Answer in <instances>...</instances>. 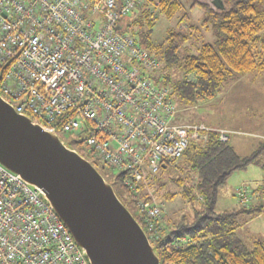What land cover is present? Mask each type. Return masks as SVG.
Instances as JSON below:
<instances>
[{
    "label": "built area",
    "instance_id": "built-area-1",
    "mask_svg": "<svg viewBox=\"0 0 264 264\" xmlns=\"http://www.w3.org/2000/svg\"><path fill=\"white\" fill-rule=\"evenodd\" d=\"M158 1L0 0L2 100L49 133L77 137L82 150L72 149L119 171L133 194L210 130L175 121L171 88L148 76L159 58L126 30L127 17ZM236 197L250 207L246 187ZM138 206L152 239L164 211ZM0 264H92L43 189L1 163Z\"/></svg>",
    "mask_w": 264,
    "mask_h": 264
},
{
    "label": "trees",
    "instance_id": "trees-1",
    "mask_svg": "<svg viewBox=\"0 0 264 264\" xmlns=\"http://www.w3.org/2000/svg\"><path fill=\"white\" fill-rule=\"evenodd\" d=\"M182 7L180 0L145 2L124 20L126 30L161 62L159 69L148 73L155 85L170 87L172 97L194 104L214 97L227 81L264 71V0H195L191 8L203 9L202 22L191 25L189 33L169 29L164 40L154 41L159 17L173 19ZM185 19L188 14L181 17ZM200 29L212 30L215 43L203 42L197 54L180 56L190 35ZM173 69L183 71L185 78L173 81ZM203 133L206 140L193 141L178 167L170 164L169 170L170 165L165 164L158 173L148 174L139 194L123 184V174L113 179L115 192L147 232L145 213L138 207L140 198L150 205L169 183L179 187L180 192L167 191L162 196L173 200L181 194L190 209L173 221L165 218V226L164 213L157 234L152 239L149 236L160 264H264V242L256 241L248 247L236 231L241 215L264 213V207L240 205L238 210L217 211L220 188L234 172L246 169L258 158L264 143L252 155L242 156L229 138L221 140L219 128ZM92 163L100 173L105 171L98 161Z\"/></svg>",
    "mask_w": 264,
    "mask_h": 264
},
{
    "label": "water",
    "instance_id": "water-1",
    "mask_svg": "<svg viewBox=\"0 0 264 264\" xmlns=\"http://www.w3.org/2000/svg\"><path fill=\"white\" fill-rule=\"evenodd\" d=\"M0 163L43 189L92 264H160L145 230L96 166L1 97Z\"/></svg>",
    "mask_w": 264,
    "mask_h": 264
},
{
    "label": "rangeland",
    "instance_id": "rangeland-1",
    "mask_svg": "<svg viewBox=\"0 0 264 264\" xmlns=\"http://www.w3.org/2000/svg\"><path fill=\"white\" fill-rule=\"evenodd\" d=\"M180 1L183 7L173 19H167L165 16L159 17L153 31L152 38L154 41L160 42L164 40L169 29L189 33L191 25L196 26L202 22L204 18L203 9L199 7L191 8L195 0ZM184 14H188V19L181 20ZM262 33L264 34V31ZM215 41L216 36L212 30L206 31L205 29H200L190 35L189 42L181 49L179 54L180 56L197 54L198 48L203 42L215 43ZM172 73L173 81L175 82L184 79L186 76L183 71H178L177 69H173ZM173 97L178 111L175 120L177 123L194 124L205 122L207 125H212L220 130L226 131L229 138H231L230 144L237 146L240 155H252L264 143V136H262L264 134V71L253 72L240 76L235 80L227 81L214 97L198 103L186 104L177 99V97ZM60 138L67 146L78 148L77 144L79 143V139L77 137L63 135ZM259 153L258 158L254 162L249 164L246 169L234 172L227 183L220 188L217 206L219 213L225 209L229 210L230 202L238 206V199L233 193L234 191L236 193L237 190L243 187L248 189L252 200L254 187L262 186L263 197H255L254 201L261 200L264 205V149ZM87 158L91 161L90 157L87 156ZM181 162L182 159L176 163V166L178 167ZM168 169H172L171 165ZM174 169L177 170L176 168ZM101 174L113 187H117L113 179L119 174V171L105 169V171L101 170ZM167 191L177 193L180 192V189L177 185L169 183L166 189L160 191L159 196H157L158 198L154 196V203L157 202L163 206L165 213L164 226L166 224L165 218H170L173 221L179 217L178 215L190 209L188 202H186L181 194L173 200L164 199L162 195ZM150 193L153 194L152 192ZM140 200L143 201L142 198ZM243 218L244 215H241L239 222L242 223ZM250 227L251 225H248L245 228ZM239 235L244 238L248 247L253 246L251 239L243 236L251 234Z\"/></svg>",
    "mask_w": 264,
    "mask_h": 264
},
{
    "label": "crops",
    "instance_id": "crops-1",
    "mask_svg": "<svg viewBox=\"0 0 264 264\" xmlns=\"http://www.w3.org/2000/svg\"><path fill=\"white\" fill-rule=\"evenodd\" d=\"M246 75H248V74H246ZM176 116H177V114H176ZM194 124H204L207 127L214 128V126L207 125L205 122L194 123ZM262 136H264V134ZM230 140H231V138H229V141ZM234 147L238 151L237 146L235 145ZM233 194L234 195L236 194L235 191H234ZM262 194H263L262 186L254 187L253 192H252V200H251L252 204L250 205V207L251 206H253V207H261V206H263L264 207V205L262 204L261 200L256 201V202L254 201L255 197H263ZM218 201H219V198H218ZM235 205H236V207H235ZM217 206H218V204H217ZM229 206H230L229 210H237V208L240 207L239 204L237 206V204H233L232 202L229 203ZM226 210H228V209H225L224 211H226ZM243 215H244V218H243L242 223L238 221L239 225L237 226V229H236L237 233L238 234H251V235H243V236H245V238L251 239L253 244L256 241H263L264 242V213L263 212L262 213L258 212L254 216H249V215H246V214H243ZM248 225H251V227L250 228H245V227H248ZM240 237H241V235H240ZM241 238L244 240L243 237H241Z\"/></svg>",
    "mask_w": 264,
    "mask_h": 264
}]
</instances>
